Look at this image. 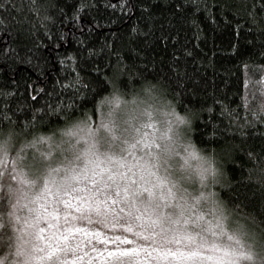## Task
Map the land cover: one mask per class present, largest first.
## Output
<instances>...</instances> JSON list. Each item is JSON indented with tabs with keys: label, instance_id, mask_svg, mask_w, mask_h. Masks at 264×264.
I'll return each mask as SVG.
<instances>
[{
	"label": "clouds",
	"instance_id": "clouds-1",
	"mask_svg": "<svg viewBox=\"0 0 264 264\" xmlns=\"http://www.w3.org/2000/svg\"><path fill=\"white\" fill-rule=\"evenodd\" d=\"M4 3L54 21L50 0ZM194 120L162 80L117 73L91 114H66L47 129L0 123V254L10 264H63L74 245L57 239V227L116 221L167 264H264V156L244 173L258 203L234 198L220 152L194 139ZM45 216L53 228L41 232Z\"/></svg>",
	"mask_w": 264,
	"mask_h": 264
},
{
	"label": "trees",
	"instance_id": "trees-1",
	"mask_svg": "<svg viewBox=\"0 0 264 264\" xmlns=\"http://www.w3.org/2000/svg\"><path fill=\"white\" fill-rule=\"evenodd\" d=\"M80 2L50 0L49 33L33 12L21 14L0 0V52L7 50L0 55V90L12 93L7 100L0 97V108L7 103L15 112L22 104L23 112L13 117L16 124L47 129L66 114H91L96 97L117 73L160 79L178 107L194 113V139L220 152L235 185L230 195L258 203L260 194L244 181V173L251 159L264 156V123L241 125L254 121L251 112L264 102L260 0H204L199 11L190 0H126L130 10L122 6L125 0H86L89 6L73 21ZM121 84L127 87V79ZM75 88L83 95L74 96ZM70 98L72 108L50 110L58 104L65 108ZM34 108L41 110L38 118L26 124ZM250 154L255 155L250 159Z\"/></svg>",
	"mask_w": 264,
	"mask_h": 264
},
{
	"label": "snow or ice",
	"instance_id": "snow-or-ice-1",
	"mask_svg": "<svg viewBox=\"0 0 264 264\" xmlns=\"http://www.w3.org/2000/svg\"><path fill=\"white\" fill-rule=\"evenodd\" d=\"M195 5L194 11H199L200 5L204 3V0H190ZM31 4L35 5L36 0H31ZM89 5L86 3V0H81L80 4L76 7V9L73 12L72 19L75 21L77 19V13L80 9L86 8ZM125 8H128L130 10V6L127 4L126 0L122 5ZM179 6V5H178ZM260 8L264 10V0H260L259 4ZM223 5H221V9H223ZM4 8V7H3ZM12 8V7H11ZM12 10H15L19 12V9L12 8ZM204 10L208 11V6L204 5ZM255 10V6L253 8V12ZM31 11L35 15H39L38 8L33 6L31 7ZM63 11V9H61ZM51 19L48 15H44L41 20L42 22L44 20ZM25 20H27V17H25ZM255 22V21H253ZM4 21L0 19V24H3ZM44 27L46 31L50 33V29H48L47 24H44ZM137 29L134 27L133 31L135 32ZM25 31H28L25 29ZM32 35H35V28L33 26L32 28ZM62 39V36H61ZM2 47V46H0ZM7 50H4L6 52ZM91 53V50H89ZM4 52H0V55H4ZM13 55L17 60L20 59L19 54L15 51V49L12 50ZM119 56V53H117ZM25 62L30 63L31 61L28 58H25ZM61 64L64 63L63 60L60 61ZM59 83V82H57ZM76 83L82 84V81H80L79 76L76 78ZM62 88H65L66 85L60 84L59 85ZM75 87V84L73 85ZM85 90L86 86H85ZM12 95L11 92H5L3 90H0V97H4L5 100L10 98ZM75 95H83V92H81L80 88H75L74 96ZM33 100H35V97H32ZM72 102L71 98L69 99V104L65 106V108H61L60 105H56L55 109H50L51 111L57 112V111H64L68 108H72ZM24 110V106L22 104H17L16 111L12 112L11 108H9L8 104L5 103L3 108H0V123L3 121L11 122L13 124H16V119L13 117L17 114L22 113ZM41 110L39 108H34L31 119L26 118V124H31L36 118L37 113H39ZM211 111V109H209ZM11 113V114H9ZM251 115L255 118L254 121H245L243 125H241V128L248 126L249 124H252L254 122H260L264 123V102H262L258 108V110H253L251 112ZM231 130V129H229ZM194 131V129H193ZM212 135H215L213 133ZM252 155L250 154L249 158H252ZM45 212H47V209H45ZM55 215V214H54ZM44 229H41V232H44ZM69 234H65L63 236H60L59 239L71 243L75 240V237L79 235L82 238H87L88 241H93L92 243L86 242L83 248L80 249L78 255L74 256L71 260V264H97V258L99 259V264H150V259L148 256V252L151 250H145L144 246L136 245V243L131 239V237L124 236L120 237L117 236L115 239L108 238L104 236L103 234L96 233V234H90L86 230L83 232H80L78 229H71ZM161 255H164L161 253ZM167 255L174 256L175 253H168ZM110 258V259H109Z\"/></svg>",
	"mask_w": 264,
	"mask_h": 264
},
{
	"label": "rangeland",
	"instance_id": "rangeland-1",
	"mask_svg": "<svg viewBox=\"0 0 264 264\" xmlns=\"http://www.w3.org/2000/svg\"><path fill=\"white\" fill-rule=\"evenodd\" d=\"M43 221L44 223L41 225V229H44L45 230L44 232H48L50 229L53 228V222L47 216L43 217ZM55 223L57 226L60 225L61 223L59 219V214H56ZM61 231H64L65 234H69L66 229L62 230L59 227H57L56 228L57 239H59L60 237L59 234ZM86 231L90 234L100 233L112 239H115L117 236L131 237V239L136 243V245L144 246L146 251L149 249L151 250L150 252H148L150 264H167L166 257H164V255H161V253L157 249L153 248L152 246L148 244H141L140 243L141 238L135 235L134 230H129L127 226H121L116 221H113L107 224L106 226H100V227L93 228V229H86ZM86 242L92 243L93 241H88L87 238H82L79 236L78 239H75L73 242H71V244L74 245L73 250L69 251L66 255L61 254L63 264H71L72 258L78 255L80 249L83 248ZM9 256H10V253L8 251H4L2 254H0V264H10ZM158 257L160 259H157ZM97 264H99L98 258H97Z\"/></svg>",
	"mask_w": 264,
	"mask_h": 264
}]
</instances>
